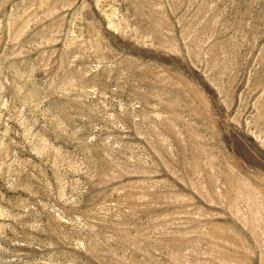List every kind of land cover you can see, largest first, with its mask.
Segmentation results:
<instances>
[{
    "label": "rangeland",
    "instance_id": "1",
    "mask_svg": "<svg viewBox=\"0 0 264 264\" xmlns=\"http://www.w3.org/2000/svg\"><path fill=\"white\" fill-rule=\"evenodd\" d=\"M0 264H264V0H0Z\"/></svg>",
    "mask_w": 264,
    "mask_h": 264
}]
</instances>
